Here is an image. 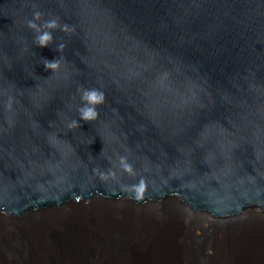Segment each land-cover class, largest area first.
Here are the masks:
<instances>
[{
	"label": "water",
	"instance_id": "1",
	"mask_svg": "<svg viewBox=\"0 0 264 264\" xmlns=\"http://www.w3.org/2000/svg\"><path fill=\"white\" fill-rule=\"evenodd\" d=\"M3 225L0 264H264V0H0Z\"/></svg>",
	"mask_w": 264,
	"mask_h": 264
},
{
	"label": "clouds",
	"instance_id": "2",
	"mask_svg": "<svg viewBox=\"0 0 264 264\" xmlns=\"http://www.w3.org/2000/svg\"><path fill=\"white\" fill-rule=\"evenodd\" d=\"M36 18L39 19L40 13H36ZM29 26L32 28H36L37 32H40V29L37 28V25L31 21H29ZM58 25L55 20L48 21L46 22L43 27L44 28H56ZM66 30V29H65ZM37 44L38 46L45 47L49 44L50 41H52L53 37L50 32L44 31L42 34H39L37 36ZM64 47L63 44L59 45V49L62 50ZM45 68L50 69V70H55L59 67V62L55 59L52 61L46 60L45 59ZM82 99L86 101L87 103L85 104L84 107H82L80 111V117L83 121H90L94 120L97 118V111L95 110V107H89L88 105H98L104 102V94L102 92H98L96 90H91V91H84ZM76 122L73 121V124ZM142 191V188H141Z\"/></svg>",
	"mask_w": 264,
	"mask_h": 264
},
{
	"label": "rangeland",
	"instance_id": "3",
	"mask_svg": "<svg viewBox=\"0 0 264 264\" xmlns=\"http://www.w3.org/2000/svg\"><path fill=\"white\" fill-rule=\"evenodd\" d=\"M150 211L151 212H148V213L150 214L151 217H153V215L155 216V213L154 212L155 211H158V210L154 208V209H152ZM153 218H155V217H153ZM134 220L137 222L135 224L136 226H137V224H143L146 227V222H148V221H149L151 227L154 226V224H153L154 222L151 220V218L149 217V215H146L145 212L142 213V216L139 218V220L138 219H135V216H134L133 225H134ZM0 229H5V226L3 225ZM143 229H145V228H143ZM145 230H146L145 232H151V231H147V229H145ZM157 232H159V231H156L155 233H157ZM145 241L149 242L148 240H140V245H143ZM209 252L210 253H213V249L210 248Z\"/></svg>",
	"mask_w": 264,
	"mask_h": 264
},
{
	"label": "bare ground",
	"instance_id": "4",
	"mask_svg": "<svg viewBox=\"0 0 264 264\" xmlns=\"http://www.w3.org/2000/svg\"><path fill=\"white\" fill-rule=\"evenodd\" d=\"M162 207L163 205H157V207ZM142 209H144V208H139V212H137V213H135V219H138L139 220V218L142 216ZM137 222L134 220V226L136 227V224ZM154 224V223H153ZM157 226V224L155 225V226H153V227H156ZM135 227H131V230L133 229V230H135ZM146 227L148 228V229H150V230H154L153 228L151 229L150 228V223H149V221L148 222H146ZM150 230H147V231H150ZM156 230H157V228H156ZM146 231V230H145ZM107 244V243H106ZM144 244H149V242H147V241H145L144 242ZM141 246V245H140Z\"/></svg>",
	"mask_w": 264,
	"mask_h": 264
}]
</instances>
